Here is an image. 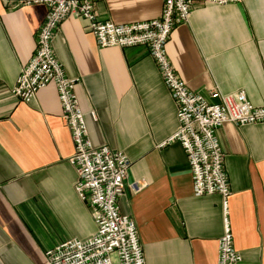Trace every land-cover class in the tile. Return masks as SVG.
<instances>
[{
  "label": "crops",
  "instance_id": "obj_1",
  "mask_svg": "<svg viewBox=\"0 0 264 264\" xmlns=\"http://www.w3.org/2000/svg\"><path fill=\"white\" fill-rule=\"evenodd\" d=\"M33 1L0 0V264H44L48 250L96 232L89 206L74 191V144L55 86L29 103L11 98L47 14L44 3ZM162 5L96 0L95 13L124 25L159 18ZM53 51L66 76L80 79L76 94L92 144L123 152L131 161L127 184L144 185L138 193L127 188L119 206L136 223L146 264H216L222 198L196 197L182 146L167 143L178 126L176 105L148 49L99 48L86 21L70 15ZM166 51L191 91L244 92L264 106V0L196 5ZM217 137L240 264H264V124L225 123Z\"/></svg>",
  "mask_w": 264,
  "mask_h": 264
},
{
  "label": "built area",
  "instance_id": "obj_2",
  "mask_svg": "<svg viewBox=\"0 0 264 264\" xmlns=\"http://www.w3.org/2000/svg\"><path fill=\"white\" fill-rule=\"evenodd\" d=\"M239 1L163 0L159 18L124 25L100 21L95 13L96 0L33 1L44 3L47 14L36 35L35 52L22 67L11 89V98L29 103L40 90L55 86L62 119L74 144L70 158L77 174L74 191L89 206L96 224V232L90 238L70 239L48 250L44 264H146L136 223L122 214L119 206L127 188L138 193L144 185L140 182L127 184L131 161L123 152L92 144L76 94L80 79L66 76L53 51L54 35L70 15L86 21L99 48L143 46L148 49L176 105L178 126L167 143L178 142L182 146L194 195L222 198L224 233L218 241L216 264L241 263L227 218L231 189L217 133L225 123L236 126L264 124V106L253 105L244 92L222 94L212 90L205 96L191 91L180 79L166 51L172 32L189 22L196 5H227ZM91 115L95 118L93 113Z\"/></svg>",
  "mask_w": 264,
  "mask_h": 264
},
{
  "label": "rangeland",
  "instance_id": "obj_3",
  "mask_svg": "<svg viewBox=\"0 0 264 264\" xmlns=\"http://www.w3.org/2000/svg\"><path fill=\"white\" fill-rule=\"evenodd\" d=\"M17 5H18V3L17 4L13 3L12 7H16Z\"/></svg>",
  "mask_w": 264,
  "mask_h": 264
}]
</instances>
